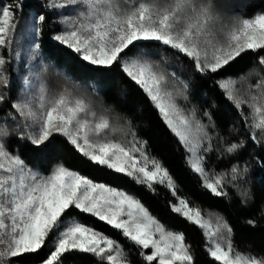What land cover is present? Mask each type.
<instances>
[{"label": "snow or ice", "instance_id": "1", "mask_svg": "<svg viewBox=\"0 0 264 264\" xmlns=\"http://www.w3.org/2000/svg\"><path fill=\"white\" fill-rule=\"evenodd\" d=\"M30 6L24 0L0 2V264H68L74 253L91 254L96 264H135L119 241L74 216L73 210L118 230L140 249L145 264H197L185 236L168 230L137 194L96 182L63 164L41 174L15 153L9 120L19 129L17 139L26 141L24 146L30 151L53 153L58 146L56 136L65 137L86 163L130 178L153 193L156 185L172 190L176 201H169L171 212L208 228L201 211L177 195L173 176L158 158L148 155L146 142L136 135L131 122L125 118V124L120 125L121 116L109 106L97 112L66 84L58 90L50 87L52 71L44 60L24 77L21 95L10 99L8 66L21 59L16 34L23 9ZM43 7L53 11L77 8L74 15L59 21L61 31L54 33L52 40L86 62L105 95L109 91L106 78L119 69L158 110L186 151V163L203 187L220 197L228 195L225 188L230 185L247 203L248 191L236 183L248 171L247 166L231 164L227 171L214 175L207 171L205 154L213 147L208 125L201 117L211 121L212 114L198 113L196 107L182 103H190L185 81L176 80L169 87V74L162 67L167 57L157 45L182 54L201 75L227 71L242 54H254L259 69L254 66L246 75L255 73L259 79L249 86L255 91L248 100L239 96L236 87L246 75L220 79L218 87L237 109L242 104L252 109V121L247 124L254 130L251 140L264 147L260 139L264 138V104L260 103L264 99V11L257 12L248 3L245 7L251 15H238L231 0H46ZM45 23V15L35 18L33 37L43 34ZM40 55L41 45L33 39L29 62ZM45 57L59 63L57 56L45 53ZM118 133L125 139L130 135L131 140L122 143ZM244 146L243 140L225 142L222 152L231 158ZM260 163L264 168V159ZM261 215L264 217V209ZM246 223L256 226L253 219ZM221 230L224 235L220 240L213 239ZM205 235L207 252L219 264H264V255L241 252L234 246L233 229L227 221ZM148 249L151 251H144Z\"/></svg>", "mask_w": 264, "mask_h": 264}, {"label": "trees", "instance_id": "2", "mask_svg": "<svg viewBox=\"0 0 264 264\" xmlns=\"http://www.w3.org/2000/svg\"><path fill=\"white\" fill-rule=\"evenodd\" d=\"M0 2L8 3V0H0ZM25 3L31 6L23 9L22 19L16 34V49L20 51L21 40L19 36L23 22L39 14L45 15L46 23L43 34L36 40L41 45V55L36 62L44 60L49 68L63 70L67 78L79 83V90L99 102L101 110L105 106H112V101H115L113 109L121 116L120 125L125 124V118L131 122L136 135L140 140L146 142L147 153L158 158L173 176L177 185V195L189 200L194 207H204L221 212L233 229L234 246L245 253L264 255V217L261 215V210L264 209V168L261 167L260 163L264 159V147H262V143L251 140V134L254 130H250L247 124L252 121V109L247 104H242L237 109L231 101L225 98L223 91L218 87V80L220 79L238 78L246 75L254 66L259 69L254 54H242L241 58H237L227 67V71L221 70L216 74L201 75L196 72L192 62L183 57L182 54H178L166 46L157 45L161 46V54L167 57V64L162 65V67L169 74V87H172L176 80L185 81L189 84L188 95L190 99L193 101L195 98L200 102V112L210 111L212 114L211 121L204 116L201 117V120L208 125L209 134L212 138L213 151L208 152V156L213 168L226 166L225 170H227L230 164L237 162V160L245 159L249 162L251 173L258 181V188L251 200L245 204L241 197L235 195L217 197L203 187L198 174L192 172L186 163V151L167 128L158 110L149 101L146 94L119 69L111 71L106 78L109 89L107 95L101 91V85L97 79L93 78L94 73L87 70L89 66L86 62H83L78 54L52 40V35L61 31V25L57 11L43 7L46 0H28ZM231 3L236 6V13L238 15L243 14L245 17L251 15V11L246 10L245 7L248 3L255 6V11H264V0H231ZM37 4L41 6L37 8ZM45 53L59 57V63L48 60ZM20 63L24 64L25 62L23 60ZM20 63L17 60H12L8 66L7 74L9 79L11 77L12 82V88L7 89L10 93V99H14L16 96L17 88L13 84L17 80V70L14 69ZM173 73L175 76L172 75ZM258 79L259 77L253 73L246 75L244 80L239 81L236 85L239 89V96L248 100L255 91L249 86L254 85ZM94 90L97 91V94ZM260 103L264 104V99ZM206 105H210V107H206ZM245 117H248L247 123ZM127 131L128 128L125 126L123 132L126 133ZM17 132L18 130L12 129L11 138L16 140L18 154L28 165L48 174L57 164H63L70 170H75L96 182L106 183L119 190L137 194L142 203L165 223L168 230L182 233L185 236V242L195 253L197 264H219V262L212 260L207 252L206 238L202 228L185 220L179 214L171 212L169 201L174 203L176 198L172 195V190L166 189L163 185H156L157 191L153 193L145 186L136 184L130 178L114 174L100 166L86 163L85 158L67 142L66 138L59 135L56 136L58 146L55 152L38 155L24 146L26 141L17 139ZM257 136L260 138L259 132H257ZM130 137V135L127 136V138ZM260 139L264 142L263 138ZM240 140L244 141L245 146L236 155L229 158L223 154L222 149L225 142ZM73 214L119 241L123 250L130 254L135 264H145L139 256L140 249L123 237L118 230L112 229L104 222L76 210H73ZM248 219L256 220V226L248 225L246 223ZM144 251L150 252L151 249ZM68 264H96V258L91 254L74 253L70 256Z\"/></svg>", "mask_w": 264, "mask_h": 264}, {"label": "rangeland", "instance_id": "3", "mask_svg": "<svg viewBox=\"0 0 264 264\" xmlns=\"http://www.w3.org/2000/svg\"><path fill=\"white\" fill-rule=\"evenodd\" d=\"M25 1H28V0H24V2ZM30 1H32V0H30ZM55 11H57V13L59 14L58 18H59V21H60L61 19L65 18L66 16L74 15L75 12L78 11V9L74 8V7H67L64 10H55ZM37 17H38V15L36 17H30L28 20H25L23 22V28L20 31V36L19 37H20L21 41H20V51L19 52H20V55H21V59L19 61H17V62L20 63V62H23V60H24L25 63L24 64H21V63L17 64L18 66H16L15 69H14V70H17V72H16L17 80L15 81L16 83L13 84L17 88L16 89L15 98H18L21 95L22 91H23V79H24V77L28 76L29 71L32 68V66L38 63L36 61L29 62V60H28L29 53H30V48L32 46V41H33V39H35V41H36L39 38V37H33V28H32V25H33V23L35 21V18H37ZM157 48L160 50L161 46H157ZM50 71H52V74L49 77V85H50V87L58 90L59 86L61 84H66L69 88L73 89V93H74L75 96L83 97L84 99H86L87 101L92 103L93 106L96 108L97 112L102 111L100 109V107H99V102L96 101L95 99H92L91 97H89L85 92H82V90H79L78 89L79 83L74 82V81L70 80L69 78H67L66 75L64 74L63 70H60V69H57V68H50ZM17 74H18V76H17ZM10 79H11V77H10ZM10 82H11V80H10ZM10 88H12V82H11V87ZM94 92L97 94V91L94 90ZM189 101H190V103H187V102H182V103L185 104L186 107H193V106L196 107L197 110H198V113H199L200 112V102L198 100H195V98L192 101L190 99V97H189ZM109 107L114 108L115 104H113L112 106H109ZM8 111H12V110L9 108ZM8 125H9L10 132H12V129H15V130L19 131V129H17L15 127V122L14 121L9 120L8 121ZM117 135L119 136V138H120L122 143H126L128 140H131V137L125 139V137L123 136L122 133H118ZM14 151H15L16 154H18V150H17L16 144L14 146ZM205 156H206L205 167H206L207 171L210 174L214 175L215 173L224 172V171L228 170V169L225 170L226 166H224V167L219 166L216 169H214L213 168V164L210 162V158L208 156V153H206ZM231 164H238L241 168H244L245 166H247L248 171L236 183L240 184L242 189L248 191L250 198L247 201L251 200L252 196L255 194V192H256V190L258 188V181L255 178V176L251 173L249 162L247 160H245V159H242V160H239V161L237 160V162L236 161L232 162ZM27 166L29 168H31L32 170H34V171H37V172H39L41 174H44L43 172L39 171L35 167H32V166H30L28 164H27ZM225 190L227 191L228 195H231V196L235 195V196L241 197L239 195V193H238V190L236 188L230 186V185L226 186ZM175 201H176V198H175ZM192 207H194V206H192ZM194 208H198L201 211V217L204 220L205 224L208 225V228L202 229L203 232H204V235H205L206 231L207 232L214 231L217 228V224L218 223H223V221H227L225 219V217L222 215V213L219 212L218 210L208 209V208H204V207L203 208L202 207H200V208L199 207H194ZM149 211L151 212V214L156 216L151 209H149ZM158 220L162 224L165 225V223L161 219L158 218ZM222 235H224L223 230H221V232L218 233L217 236L214 237L213 239L220 240ZM205 238H206V246H207L208 240H207L206 235H205ZM221 242L223 243V241H221Z\"/></svg>", "mask_w": 264, "mask_h": 264}]
</instances>
